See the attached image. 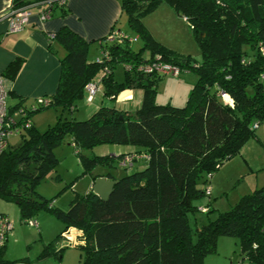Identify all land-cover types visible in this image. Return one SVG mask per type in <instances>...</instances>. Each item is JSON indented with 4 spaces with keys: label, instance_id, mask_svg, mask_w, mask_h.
I'll use <instances>...</instances> for the list:
<instances>
[{
    "label": "trees",
    "instance_id": "trees-1",
    "mask_svg": "<svg viewBox=\"0 0 264 264\" xmlns=\"http://www.w3.org/2000/svg\"><path fill=\"white\" fill-rule=\"evenodd\" d=\"M161 3L189 23L201 48L200 62L170 53L144 23ZM121 5L130 28L144 41L139 50L123 31L121 40L103 38L101 55L91 61V41L66 25L55 32L66 50L59 85L49 96V106L26 108L32 120L25 130L28 137L0 154V198L16 202L22 219L47 209L65 222L66 228L45 244L40 258H61L63 248L57 243L76 228L82 232V264H204L205 256L216 251L220 235L239 237L243 259L264 264V185L197 225L196 241L189 219L200 209L196 201L207 195L214 171L241 150L254 135V124L264 120V0H121ZM159 59L179 67L180 74L196 73L185 105L156 101L158 81L167 75L139 67ZM22 64L21 58L15 59L4 75L14 80ZM119 64L125 67L123 80L115 76ZM95 79L111 99L127 88H142L141 106L128 112L102 105L84 120L64 117L77 109L87 83ZM222 91L229 100L222 98ZM51 106L60 110L56 123L44 131L36 129L33 113ZM67 136L77 154L101 143L136 146L132 153L144 154L140 159L146 166L118 178L108 173L118 180L108 200L90 189L77 193L62 210L36 188L58 164L55 148ZM127 154L80 155L83 174ZM204 207L212 211L210 203ZM6 245L7 239L0 245V261Z\"/></svg>",
    "mask_w": 264,
    "mask_h": 264
},
{
    "label": "rangeland",
    "instance_id": "rangeland-1",
    "mask_svg": "<svg viewBox=\"0 0 264 264\" xmlns=\"http://www.w3.org/2000/svg\"><path fill=\"white\" fill-rule=\"evenodd\" d=\"M178 17H172L171 21H168L166 15H158L157 11H153L143 20H145L144 23L153 36L170 53L179 56H191L195 61L200 62L202 55L198 40L186 19L181 16ZM118 27L133 39L131 46L134 50H139L144 45L143 39L130 28L126 14L119 22ZM94 48L95 46H93ZM93 49L90 53L93 52ZM96 55H101V52H96L90 57H96ZM144 56L148 57L149 54L145 53ZM100 74L101 72L98 73V76ZM115 76L118 80L125 77V67L122 64L117 65ZM197 78L196 73L189 70L182 71L179 76L167 75L162 77L157 84L156 101L160 104L185 105ZM248 92L252 93L251 87H249ZM100 95L101 93H98L97 100ZM222 98L225 100L224 96ZM87 100V96L77 100V109L65 112L64 117L78 120L90 117L97 110L95 105L98 101L96 100L97 102L95 101L93 104L88 103ZM106 102H109L108 98H106ZM8 104L10 107L14 105L10 97ZM121 104L122 102L118 103V105ZM59 114L60 110L54 106L35 111L33 120L36 129L44 131L55 124ZM25 137H28V131L24 129L13 134L9 138L10 146L19 144ZM120 146L126 147L128 145L101 143L93 148L82 149L81 154H77L71 143V137L67 136L64 142L55 148V154L59 160L58 164L38 184L36 190L42 196L52 200L55 207L67 210L77 193L85 194L91 189L94 176L110 173L122 177L143 166L141 161L144 159L136 160L133 166L128 167L122 165L118 159H114L110 164H99L90 173L83 174L84 166L80 161V155L111 154L115 148ZM209 184L215 188L213 194L200 197L196 201L200 209L195 211V215L192 212L189 214L194 241L197 240V225L202 226L208 222L209 218H216L218 213L231 209L242 196L264 185V120L261 121L255 129L254 135L247 140L241 150L225 160L214 171ZM200 185L204 187L205 184L200 181ZM208 203L212 208L210 213L201 209ZM0 213H4L10 218L12 226L8 234L6 248L1 253L0 264H82L80 242H78L82 232L76 229H69L67 231L69 233H64L59 239L57 247L63 248L60 253L62 254L61 258L58 255H51L47 258L39 257L45 244L53 242L66 228L65 222L49 210L41 209L36 215L22 219L19 205L16 202L0 198ZM35 220L38 221V226L34 223ZM219 238L216 251L205 256L204 264H239L243 260L240 238L230 235H220ZM244 260L247 264H259L250 262L248 259Z\"/></svg>",
    "mask_w": 264,
    "mask_h": 264
},
{
    "label": "crops",
    "instance_id": "crops-1",
    "mask_svg": "<svg viewBox=\"0 0 264 264\" xmlns=\"http://www.w3.org/2000/svg\"><path fill=\"white\" fill-rule=\"evenodd\" d=\"M17 1L21 4L16 5L15 0H0V14L8 10L13 4L18 7L37 0ZM154 11H157L158 15H166L168 21H171L172 17L179 16L166 3H161ZM38 13V9H36L30 23L23 30L17 32L8 30L9 22L7 19L0 20V71L5 72L9 64L17 58L23 60L16 78L14 80L9 79V97L14 102L12 108L17 106L32 108L39 97H49L56 92L61 75V58L65 55L66 50L54 34L62 26L70 27L91 41L88 58L94 61L100 55L90 56L96 52L100 53L101 40L109 36L113 30L120 29L118 24L125 15L121 0H67L65 6L55 7L52 17L47 20H42ZM93 46H95L94 49ZM92 49L93 52L90 53ZM147 53L149 54V52ZM99 93L101 95L98 100L96 98L92 102L87 100L88 103L93 104L96 100L98 101L95 109L105 104L115 105L120 110L135 112L142 104L144 90L142 88H127L116 99L104 96L102 90ZM106 98L109 99V102H106ZM121 102L122 104L118 105ZM137 149L133 145L120 146L115 148L111 155L117 157L121 154L132 153ZM105 154L107 153L102 155ZM141 164L143 166L140 169L146 166V160L141 161ZM100 176L111 179L107 174H100ZM94 180L93 177L92 186ZM214 189L212 187V194Z\"/></svg>",
    "mask_w": 264,
    "mask_h": 264
},
{
    "label": "built area",
    "instance_id": "built-area-1",
    "mask_svg": "<svg viewBox=\"0 0 264 264\" xmlns=\"http://www.w3.org/2000/svg\"><path fill=\"white\" fill-rule=\"evenodd\" d=\"M67 0H37L32 3H28L23 6H11L8 10L0 14L1 19H7L9 22L8 30L10 32H17L23 30L29 23L34 15L36 9L42 20H47L52 17L53 10L57 6H65ZM122 30L115 29L109 34V40L120 39L124 36ZM139 69L145 73H158L162 75H175L180 74V69L176 65L164 62L162 60H156L152 63L143 64ZM9 79L0 71V154L9 146V138L15 134L26 130L32 126V120L29 117V112L23 106H17L11 108L8 104L9 97ZM102 90L100 79L91 80L86 85V96L88 101L92 102L96 98L97 94ZM221 95L225 98L227 94L221 92ZM38 106L46 107L50 105V98L43 96L37 99ZM260 122H256L254 127L257 128ZM144 154L129 153L123 157L120 161L122 165L133 166L137 159L144 157ZM206 194H212V187L210 185L206 188ZM202 210H207L206 207H202ZM38 226V221L34 222ZM11 226L10 218L0 213V245L8 238V234ZM68 234L69 232H65ZM239 264H247L245 260H241Z\"/></svg>",
    "mask_w": 264,
    "mask_h": 264
},
{
    "label": "water",
    "instance_id": "water-1",
    "mask_svg": "<svg viewBox=\"0 0 264 264\" xmlns=\"http://www.w3.org/2000/svg\"><path fill=\"white\" fill-rule=\"evenodd\" d=\"M117 182L118 180L116 179H108L99 176L94 180L92 191L99 195L101 199L108 200Z\"/></svg>",
    "mask_w": 264,
    "mask_h": 264
},
{
    "label": "bare ground",
    "instance_id": "bare-ground-1",
    "mask_svg": "<svg viewBox=\"0 0 264 264\" xmlns=\"http://www.w3.org/2000/svg\"><path fill=\"white\" fill-rule=\"evenodd\" d=\"M226 100H229V97L228 96L226 97Z\"/></svg>",
    "mask_w": 264,
    "mask_h": 264
}]
</instances>
